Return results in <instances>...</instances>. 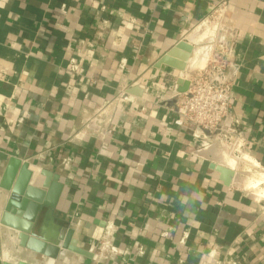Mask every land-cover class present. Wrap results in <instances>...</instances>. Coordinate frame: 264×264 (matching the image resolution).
I'll return each instance as SVG.
<instances>
[{"label": "crops", "instance_id": "0c3cea01", "mask_svg": "<svg viewBox=\"0 0 264 264\" xmlns=\"http://www.w3.org/2000/svg\"><path fill=\"white\" fill-rule=\"evenodd\" d=\"M224 1L231 113L247 144L237 160L252 172L229 169L217 144L201 148L210 137L181 123L173 98L197 70L161 62ZM10 158L20 166L6 190ZM24 164L23 195L44 196L33 170L56 175L54 223L93 254L54 264H264V198L238 187L250 174L264 191V0H0V220ZM211 165L233 172L229 185ZM37 218L49 221L42 206ZM95 222L132 253L97 262ZM18 261L46 264L0 222V264Z\"/></svg>", "mask_w": 264, "mask_h": 264}, {"label": "water", "instance_id": "95a60500", "mask_svg": "<svg viewBox=\"0 0 264 264\" xmlns=\"http://www.w3.org/2000/svg\"><path fill=\"white\" fill-rule=\"evenodd\" d=\"M180 50L184 51L185 54L182 56V58H184L185 55L191 53L192 47L183 40L179 41L173 49L164 56L161 62L169 64L177 69L179 67L182 68L185 62L177 63L173 62L174 60L172 61L173 56ZM176 84L179 86L177 88L178 93L182 94L186 91L187 83H183L182 79H177ZM130 93L136 95L140 94L138 89L131 90ZM19 166V160L15 158L8 159L1 182V186L6 190L11 188L15 169L19 168ZM210 167L219 174V179L224 185H229L233 177V172L231 170L223 166L211 165ZM28 169L32 170L27 164H24L21 168L17 182L11 189V196L6 202L0 220L1 224L16 232L20 247L41 255L46 260V264H54L57 258L62 256L65 252H71L91 259L93 254L83 250L77 245V241L73 238L74 230L70 228L67 222H61L59 225L54 223L53 211L62 190V185L58 182V177L47 170H40L39 172L37 169L33 170L32 172L35 173V175H40L39 180H41V188L45 190L44 196L42 197L40 193H38V196H34L35 192H37L35 189H29V191L26 192V196H24L26 185L29 182ZM29 197L36 200V202L32 203L29 201ZM40 206L45 208L49 220L45 226L40 225L39 218H37ZM94 224L98 226L96 233H94V225H86L85 229L87 230V237L96 241L100 239L105 228V223L95 222ZM3 264L11 263L4 262ZM15 264L25 263L23 261H18Z\"/></svg>", "mask_w": 264, "mask_h": 264}, {"label": "built area", "instance_id": "2783aa9c", "mask_svg": "<svg viewBox=\"0 0 264 264\" xmlns=\"http://www.w3.org/2000/svg\"><path fill=\"white\" fill-rule=\"evenodd\" d=\"M226 4L224 1L214 10H221L224 16ZM216 45L218 46L215 50L218 52L216 51L206 62L203 69L197 70L191 77L187 91L182 94L173 93L174 112L183 125H189L210 137L205 139L202 149L217 144L232 157L240 159L245 155L247 144L241 136L239 120L231 113L232 78L228 70L232 65L229 62L228 40L216 42ZM125 96L126 90L122 87L115 101L126 99ZM109 230L110 228L94 246L97 262L128 256L132 253L131 250L116 247ZM178 244L183 245L184 240H179ZM135 254L143 255L141 248H136Z\"/></svg>", "mask_w": 264, "mask_h": 264}, {"label": "rangeland", "instance_id": "374dc122", "mask_svg": "<svg viewBox=\"0 0 264 264\" xmlns=\"http://www.w3.org/2000/svg\"><path fill=\"white\" fill-rule=\"evenodd\" d=\"M225 12V11H224ZM224 16H226V12L224 13ZM224 16H223V14H222V12H221V10H213L212 11V13L210 14V16L209 17H207L206 19H204L203 21H201L195 28H193V30H191L188 34H187V37H186V40H185V42L189 45V40H187V39H189L192 35H196L195 34V32H196V28L198 27V26H200V25H202V24H205V25H208V27H214L215 28V31L216 30H218V28L221 26V27H224V31L226 32V29H227V27H228V23H226L225 22V20H224ZM213 28V29H214ZM213 31V30H212ZM225 32H223L221 35H220V33H218V35H217V37H216V40L214 41H212V44L210 45L209 44V48L208 49H205V51H203L202 52V50H197V51H195L194 50V47L192 46V45H190L191 47H192V51H191V53L190 54H188V55H185V57L184 58H180L181 59V61L182 62H185V63H187L186 61H188V60H194L193 61V64L191 63L190 65H185V63H184V65H183V67H182V69H180L181 67H179L178 69L176 68V70L179 72V73H182V72H184L185 73V70L187 69V72H192V71H194V70H201V69H203L204 68V66H205V64H206V62L207 61H209L211 58H212V56L216 53V51L217 50H215V48L218 46V45H216V42H219V41H221V40H226V33ZM224 35V36H223ZM223 36V37H222ZM218 37H219V39H218ZM215 43V44H214ZM204 47H206V45H204L203 46V48ZM209 50V51H208ZM218 52V51H217ZM178 53H184V51H179ZM178 53L176 54V55H174L173 56V58H172V61L173 62H181L180 61V59H178V58H176V60H175V56H177L178 55ZM198 56H200V59H198ZM188 57V58H187ZM195 63V64H194ZM177 64V63H176ZM189 66V67H188ZM181 70V71H180ZM187 74V73H186ZM223 154V157L225 158V157H230L229 156V154L228 153H226L225 151H224V153H222ZM244 166V168H246V171H253V169L254 168H248V167H245V165H243ZM247 178H251V176H250V174L249 175H247V177H246V175H244V176H242V179H243V181H245V182H247L248 181V179ZM245 185L243 184L242 186H238V187H240L241 189H243V190H245V187H244ZM246 192H247V194H249V195H251V196H255V193H253V190H249V189H247L246 190Z\"/></svg>", "mask_w": 264, "mask_h": 264}, {"label": "bare ground", "instance_id": "6f19581e", "mask_svg": "<svg viewBox=\"0 0 264 264\" xmlns=\"http://www.w3.org/2000/svg\"><path fill=\"white\" fill-rule=\"evenodd\" d=\"M214 27H208V25H205V24H202L200 26H198L196 28V32H195V36L192 35L189 39L188 42H189V45H192L194 47V50L197 51V50H202L205 51V49H208L209 48V44L211 43L212 44V41L216 40V37L218 35V33H220V35L225 32L224 31V27H219L218 30L215 31V28L213 29ZM213 30V31H212ZM224 36V35H223ZM222 36V37H223ZM219 39V37H218ZM210 44V45H211ZM215 44V43H214ZM206 45V47L203 48V46ZM209 51V50H208ZM183 54L185 53H178L177 56H175V60L176 58L180 59ZM188 58V57H187ZM182 59V58H181ZM180 59V61H181ZM198 59H200V56H198ZM193 59L192 60H188L186 61L187 63H185V65H190L191 63L193 64ZM182 62V61H181ZM195 64V63H194ZM189 67V66H188ZM182 69V68H181ZM181 71V70H180ZM223 152V150H222ZM235 158H233L232 156L230 157H226L225 159V165L231 169V170H234L236 169L237 165L240 163V164H243L245 166H249V163L246 161V160H241L239 161ZM241 182V181H239ZM263 182V179L261 177H257L253 182H244V183H241V186L244 184L245 186V191L247 189L249 190H253V193H255V196L257 197V199L259 198H264V191L262 190L261 192L259 191V188L258 186L260 184H262Z\"/></svg>", "mask_w": 264, "mask_h": 264}]
</instances>
